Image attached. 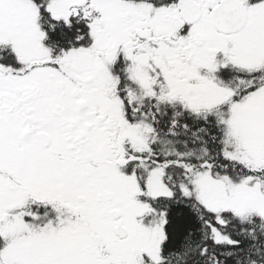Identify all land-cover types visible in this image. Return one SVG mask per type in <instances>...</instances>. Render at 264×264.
I'll use <instances>...</instances> for the list:
<instances>
[{"label": "snow or ice", "instance_id": "1", "mask_svg": "<svg viewBox=\"0 0 264 264\" xmlns=\"http://www.w3.org/2000/svg\"><path fill=\"white\" fill-rule=\"evenodd\" d=\"M0 264H264V0H0Z\"/></svg>", "mask_w": 264, "mask_h": 264}]
</instances>
